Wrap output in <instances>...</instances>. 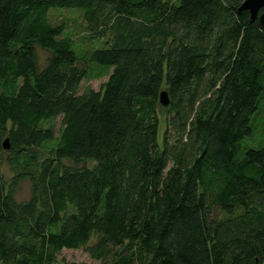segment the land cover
<instances>
[{
  "label": "trees",
  "instance_id": "trees-1",
  "mask_svg": "<svg viewBox=\"0 0 264 264\" xmlns=\"http://www.w3.org/2000/svg\"><path fill=\"white\" fill-rule=\"evenodd\" d=\"M242 1L0 0V264H264V26Z\"/></svg>",
  "mask_w": 264,
  "mask_h": 264
},
{
  "label": "rangeland",
  "instance_id": "rangeland-1",
  "mask_svg": "<svg viewBox=\"0 0 264 264\" xmlns=\"http://www.w3.org/2000/svg\"><path fill=\"white\" fill-rule=\"evenodd\" d=\"M49 18L55 23H63L64 33L72 37L76 44L82 46V48L97 46L100 42L90 37L94 35V32L88 30V25L82 18L81 12L77 10H50ZM39 60L42 61L47 55V52L42 49H37ZM106 76L100 78H94L92 80H82L79 87V92L85 88L98 89L102 82H104ZM59 126V120L56 121V127ZM84 164H92V161H87ZM4 177L9 176L7 165H3ZM29 196V182L27 180L21 181L19 187L15 193L16 200H24ZM57 264H65L72 262H86L90 264H98V261L92 259L88 252L84 248L78 249H62L56 257Z\"/></svg>",
  "mask_w": 264,
  "mask_h": 264
},
{
  "label": "water",
  "instance_id": "water-1",
  "mask_svg": "<svg viewBox=\"0 0 264 264\" xmlns=\"http://www.w3.org/2000/svg\"><path fill=\"white\" fill-rule=\"evenodd\" d=\"M243 11H247L249 13L251 22L257 19L259 26H264V0H243L237 9V12L241 13ZM158 99L162 106H167L169 104V98L166 90H161L159 92ZM1 144L3 149H9L10 143L8 137H6Z\"/></svg>",
  "mask_w": 264,
  "mask_h": 264
}]
</instances>
